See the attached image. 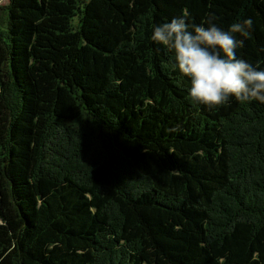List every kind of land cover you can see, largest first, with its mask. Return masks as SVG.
I'll return each instance as SVG.
<instances>
[{
	"label": "trees",
	"instance_id": "trees-1",
	"mask_svg": "<svg viewBox=\"0 0 264 264\" xmlns=\"http://www.w3.org/2000/svg\"><path fill=\"white\" fill-rule=\"evenodd\" d=\"M181 15L250 17L264 67V0L0 4V264H264V103L189 101L150 39Z\"/></svg>",
	"mask_w": 264,
	"mask_h": 264
},
{
	"label": "clouds",
	"instance_id": "clouds-1",
	"mask_svg": "<svg viewBox=\"0 0 264 264\" xmlns=\"http://www.w3.org/2000/svg\"><path fill=\"white\" fill-rule=\"evenodd\" d=\"M252 19H238L227 29L211 18L191 24L185 15L152 27L150 39L171 52V69L187 79V98L212 108L235 99L264 103V67L237 55Z\"/></svg>",
	"mask_w": 264,
	"mask_h": 264
},
{
	"label": "rangeland",
	"instance_id": "rangeland-1",
	"mask_svg": "<svg viewBox=\"0 0 264 264\" xmlns=\"http://www.w3.org/2000/svg\"><path fill=\"white\" fill-rule=\"evenodd\" d=\"M9 3V0H0V4L2 6L7 5ZM6 52L3 44L0 43V65L2 64L3 59L5 58ZM0 81H5V78H3L0 74ZM3 106L0 104V110L3 113L2 118L0 119V168L2 167L3 163V141H4V132L6 130L8 119L6 118V113L2 108ZM0 197L2 199L3 203V210L6 218H11L14 215V210L11 205L10 199H9V193L7 190L6 182L3 180L1 174H0Z\"/></svg>",
	"mask_w": 264,
	"mask_h": 264
}]
</instances>
